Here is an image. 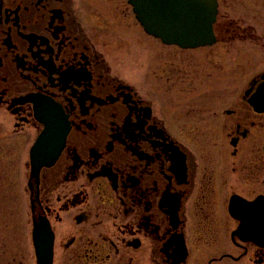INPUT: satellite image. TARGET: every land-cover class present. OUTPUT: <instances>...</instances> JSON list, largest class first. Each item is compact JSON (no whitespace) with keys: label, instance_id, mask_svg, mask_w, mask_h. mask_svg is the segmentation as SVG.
<instances>
[{"label":"flooded vegetation","instance_id":"af4514ba","mask_svg":"<svg viewBox=\"0 0 264 264\" xmlns=\"http://www.w3.org/2000/svg\"><path fill=\"white\" fill-rule=\"evenodd\" d=\"M223 1L215 41L160 42L173 59L158 72L152 42H142L154 37L126 0L124 12L95 0H0V179H27L32 224L45 218L53 233L52 264H188L193 245L219 239L229 249L208 264L264 263V247L234 233L230 210L235 196L264 197V61L241 90L217 87L218 31L250 29L231 12L220 24ZM205 47L202 65L191 50ZM47 116L68 132L34 174L31 149Z\"/></svg>","mask_w":264,"mask_h":264},{"label":"rangeland","instance_id":"374dc122","mask_svg":"<svg viewBox=\"0 0 264 264\" xmlns=\"http://www.w3.org/2000/svg\"><path fill=\"white\" fill-rule=\"evenodd\" d=\"M92 2V0H90ZM101 10L107 9L106 6L114 5L118 11H130L126 8L124 0H95ZM228 2V3H227ZM120 8L118 9V6ZM231 12L237 16L247 17V25L250 29L246 32L239 30L233 37L234 31L223 32L218 31L219 43L215 47L216 60L221 63L222 68L214 71L219 76H224L223 83L217 85L219 89H230L239 91L245 85L246 81L261 71L262 62L264 61V0H227L222 2L220 9V24L226 22V13ZM219 24V25H220ZM253 28V29H252ZM144 39H146L144 37ZM152 42L155 64L158 65V72L162 60L166 58L173 59V56H163L159 49L160 40L149 38L144 40ZM141 42V31L138 27V43ZM214 47V46H213ZM212 47V48H213ZM172 48V47H170ZM210 47L191 50V56L195 57L202 65L205 63V52ZM208 68V67H207ZM232 80V81H231ZM232 82L231 84H228ZM248 158V153L245 154ZM238 166V163H236ZM247 165H251L247 163ZM254 170V169H253ZM245 171V170H244ZM246 172V171H245ZM240 172H235L234 177ZM237 183V179H234ZM1 202L6 210L5 219L8 220V255L9 264H36L34 249L31 240L32 217L29 204V190L27 188V179L25 178H1L0 179V210ZM223 239L217 241H208L207 243H199L192 246L190 259L188 264H208L211 256H218L223 250L229 249ZM234 248V246H233ZM236 254L237 252L234 251ZM213 260V259H212ZM1 258H0V264ZM5 263V262H4ZM214 264H249L250 262L244 258L238 262L231 261L227 258L222 260L216 259ZM264 264V263H262Z\"/></svg>","mask_w":264,"mask_h":264},{"label":"water","instance_id":"95a60500","mask_svg":"<svg viewBox=\"0 0 264 264\" xmlns=\"http://www.w3.org/2000/svg\"><path fill=\"white\" fill-rule=\"evenodd\" d=\"M127 1L143 29L163 43L194 48L215 41L213 23L217 14V0ZM250 100L258 107L261 87ZM43 123L44 129L31 149L30 161L34 174L56 160L68 132L67 126L53 123L48 116ZM230 210L240 220L234 233L243 240L264 247V198L245 201L235 196L231 199ZM31 235L37 262L52 264L53 233L48 220H34Z\"/></svg>","mask_w":264,"mask_h":264}]
</instances>
